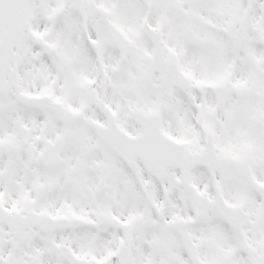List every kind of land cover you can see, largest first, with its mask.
<instances>
[{
  "label": "snow or ice",
  "instance_id": "1",
  "mask_svg": "<svg viewBox=\"0 0 264 264\" xmlns=\"http://www.w3.org/2000/svg\"><path fill=\"white\" fill-rule=\"evenodd\" d=\"M0 264H264V0H0Z\"/></svg>",
  "mask_w": 264,
  "mask_h": 264
}]
</instances>
